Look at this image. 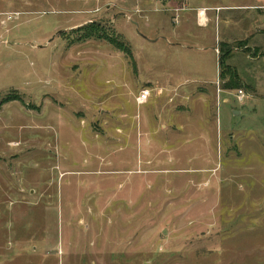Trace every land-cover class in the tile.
Returning a JSON list of instances; mask_svg holds the SVG:
<instances>
[{"label":"rangeland","instance_id":"rangeland-1","mask_svg":"<svg viewBox=\"0 0 264 264\" xmlns=\"http://www.w3.org/2000/svg\"><path fill=\"white\" fill-rule=\"evenodd\" d=\"M6 96L0 264H264V0H0Z\"/></svg>","mask_w":264,"mask_h":264},{"label":"built area","instance_id":"built-area-1","mask_svg":"<svg viewBox=\"0 0 264 264\" xmlns=\"http://www.w3.org/2000/svg\"><path fill=\"white\" fill-rule=\"evenodd\" d=\"M201 12H199V17H200ZM201 18V17H200ZM151 96V91L148 89H144L141 91L139 97L137 98V102L138 104H144L147 102V100L150 98ZM245 97V94L242 91H239L237 94V98L239 100H243Z\"/></svg>","mask_w":264,"mask_h":264},{"label":"crops","instance_id":"crops-1","mask_svg":"<svg viewBox=\"0 0 264 264\" xmlns=\"http://www.w3.org/2000/svg\"><path fill=\"white\" fill-rule=\"evenodd\" d=\"M202 12V11H201ZM199 15V14H198ZM199 16H197V22H198V24L199 25H201L200 23V19L198 18ZM185 18H186V16H185ZM204 18H206V15L204 16ZM203 20V19H202ZM200 22V23H199ZM202 22H204V21H202ZM145 40V39H144ZM145 41H147V40H145ZM151 41H157V40H151ZM166 41H168L167 42V44H168V46L170 47V48H182V49H191L192 47L190 46L191 44H188V43H186V42H184V41H182V40H180V41H174L173 40V42H171L170 40H166ZM198 49V48H197ZM199 50L201 51V49L199 48Z\"/></svg>","mask_w":264,"mask_h":264},{"label":"trees","instance_id":"trees-1","mask_svg":"<svg viewBox=\"0 0 264 264\" xmlns=\"http://www.w3.org/2000/svg\"><path fill=\"white\" fill-rule=\"evenodd\" d=\"M224 65H225V63L224 62H220V66L223 68L224 67ZM224 69V68H223ZM224 73V72H223ZM229 88V87H228ZM17 98V97H16ZM16 99H15V97H10V96H6V97H3L2 99H1V101H0V111H1V109H2V106L4 105V104H6V103H9V102H12V101H15Z\"/></svg>","mask_w":264,"mask_h":264},{"label":"bare ground","instance_id":"bare-ground-1","mask_svg":"<svg viewBox=\"0 0 264 264\" xmlns=\"http://www.w3.org/2000/svg\"><path fill=\"white\" fill-rule=\"evenodd\" d=\"M205 16V13L201 14V18H203Z\"/></svg>","mask_w":264,"mask_h":264},{"label":"water","instance_id":"water-1","mask_svg":"<svg viewBox=\"0 0 264 264\" xmlns=\"http://www.w3.org/2000/svg\"><path fill=\"white\" fill-rule=\"evenodd\" d=\"M237 114V113H236Z\"/></svg>","mask_w":264,"mask_h":264}]
</instances>
